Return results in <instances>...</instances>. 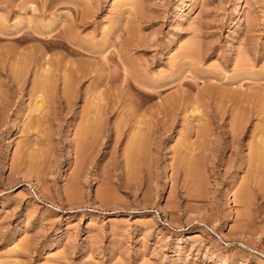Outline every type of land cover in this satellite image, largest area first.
Listing matches in <instances>:
<instances>
[{
    "label": "rangeland",
    "instance_id": "rangeland-1",
    "mask_svg": "<svg viewBox=\"0 0 264 264\" xmlns=\"http://www.w3.org/2000/svg\"><path fill=\"white\" fill-rule=\"evenodd\" d=\"M263 135L264 0H0V264H264Z\"/></svg>",
    "mask_w": 264,
    "mask_h": 264
},
{
    "label": "bare ground",
    "instance_id": "bare-ground-1",
    "mask_svg": "<svg viewBox=\"0 0 264 264\" xmlns=\"http://www.w3.org/2000/svg\"><path fill=\"white\" fill-rule=\"evenodd\" d=\"M131 6V5H130ZM78 10V9H77ZM87 14V13H86ZM79 18H82V17H80L79 16ZM189 20V19H188ZM81 22V21H80ZM88 22V21H87ZM127 23V22H126ZM81 24H83V23H81ZM133 25V24H132ZM127 26V25H126ZM129 26V25H128ZM42 27V26H41ZM46 27V26H45ZM45 27H42L41 29L39 28V29H37V30H35V31H38V32H40V33H46V32H50L52 29L48 26V27H46V32L44 31V32H42V30H43V28H45ZM75 29V28H74ZM132 29V28H131ZM125 30H126V28H125ZM22 31V30H21ZM53 31V30H52ZM69 31V30H68ZM197 31V30H196ZM37 32V33H38ZM69 32H71V31H69ZM26 33V32H25ZM24 33V34H25ZM55 33V32H54ZM65 32H63V30H60V31H58L57 33H55L54 34V37H60V38H63L64 40H68V41H70L71 42V40L69 39V37L67 38H65V34H64ZM132 33V32H131ZM49 34V33H48ZM71 34H72V32H71ZM197 34V33H196ZM195 34V35H196ZM67 35V34H66ZM25 37V36H24ZM196 37V36H195ZM198 37V36H197ZM196 37V38H197ZM19 38V37H18ZM36 38V37H35ZM235 38V37H234ZM76 39V38H75ZM53 40V39H52ZM189 40V39H188ZM138 42V41H137ZM201 44V43H200ZM136 46V45H135ZM239 46V45H238ZM69 47V46H68ZM241 47V46H240ZM79 48V47H78ZM185 48V47H184ZM119 49V48H118ZM181 49V48H180ZM200 50V49H199ZM185 52V51H184ZM192 52V51H191ZM245 53V52H244ZM181 54V53H180ZM248 55V54H247ZM244 56V55H243ZM117 57V56H116ZM181 57V56H180ZM193 57H195V56H193ZM245 57V56H244ZM173 58V57H172ZM171 58V59H172ZM177 58V57H176ZM192 58V57H191ZM195 59V58H194ZM240 59H242V58H240ZM121 60V59H120ZM184 60V59H183ZM198 60V59H197ZM196 60V61H197ZM173 61V60H172ZM195 61V60H194ZM247 62V61H246ZM171 63V62H170ZM182 63V62H181ZM240 64V63H239ZM173 65V64H172ZM89 66V65H88ZM124 66V65H123ZM171 67V66H170ZM177 67V66H176ZM238 67H239V65H238ZM22 68H24V67H22ZM79 69V68H78ZM83 69V68H82ZM86 69V68H85ZM128 69V68H127ZM244 70V69H243ZM246 71V70H245ZM13 73V72H12ZM18 73V72H17ZM84 73V72H83ZM85 73H87V72H85ZM127 73V72H126ZM14 74H16V73H14ZM14 76V75H13ZM22 78V77H21ZM256 79V78H255ZM71 80V79H70ZM131 80V79H130ZM254 80V79H253ZM242 81V80H241ZM63 82H65V79H64V81ZM72 82V81H71ZM66 83V82H65ZM68 83V82H67ZM64 84V83H63ZM128 84H129V82H128ZM169 84V83H168ZM238 84V83H237ZM49 86V85H48ZM41 87V86H40ZM42 87H44V86H42ZM164 87V86H163ZM257 88V87H256ZM203 93V92H202ZM177 95V94H176ZM234 95V94H233ZM207 96V95H206ZM235 96V95H234ZM100 100V99H99ZM168 100V99H167ZM170 100V99H169ZM190 100V99H189ZM165 101V100H164ZM40 102V101H39ZM230 102V101H229ZM235 102H237V101H235ZM234 102V103H235ZM160 103V102H159ZM198 103V102H197ZM222 103V102H221ZM224 103V102H223ZM187 104V103H186ZM226 104V103H225ZM247 104V103H246ZM262 104H263V101H262ZM158 105V104H157ZM216 105V104H215ZM218 106V105H217ZM236 106H237V104H236ZM223 107V106H222ZM241 107V106H240ZM248 107V106H247ZM157 108V107H156ZM169 109H170V107H169ZM243 109H245V107H243ZM250 109V108H249ZM249 109H248V111H249ZM242 110V109H241ZM240 110V111H241ZM217 111V110H216ZM223 111V110H222ZM236 111V110H235ZM239 111V112H240ZM246 111V110H245ZM156 112V111H155ZM220 112V111H219ZM237 112V111H236ZM236 112H234V113H236ZM103 113V112H102ZM156 114V113H155ZM254 114V113H253ZM233 115V114H232ZM242 115H244V114H234V116H233V120H232V123L230 124V126H231V134L233 135V138L235 137V130H238V129H240V127L243 125V124H241V123H243V119H244V117L242 116ZM148 116V115H147ZM91 117V116H90ZM149 118V117H148ZM231 118H232V116H231ZM199 119V118H198ZM247 119V118H246ZM138 120V119H137ZM139 121V120H138ZM231 121V120H230ZM245 121V120H244ZM143 122V121H142ZM160 122V121H159ZM97 123V122H96ZM85 125V124H84ZM87 125V124H86ZM33 126V125H32ZM243 127H244V125H243ZM238 128V129H237ZM29 129V128H28ZM85 129V128H84ZM91 129V128H90ZM242 129V128H241ZM39 130V129H38ZM196 130V129H195ZM91 132V131H90ZM238 132V131H237ZM240 132V131H239ZM83 133V132H82ZM88 133V132H87ZM86 133V134H87ZM230 133V132H229ZM78 134H79V132H78ZM235 134V135H234ZM82 135V134H81ZM85 135V134H84ZM232 135H230L231 136V138H232ZM262 135V134H261ZM80 136V135H79ZM210 136V135H209ZM237 136V135H236ZM264 136V135H263ZM81 137V136H80ZM85 137H86V135H85ZM232 138V139H233ZM84 139V138H83ZM88 139V138H87ZM236 139V138H235ZM256 139V138H255ZM80 140H81V138H80ZM190 140V139H189ZM200 140H203V139H200ZM234 140V139H233ZM257 140V139H256ZM130 141V140H129ZM254 141V140H253ZM81 142V141H80ZM84 142V141H83ZM251 143V142H250ZM129 144V143H128ZM188 144V143H187ZM190 144V143H189ZM188 144V145H189ZM81 145V144H80ZM134 144H131L129 147H130V150H131V146H133ZM82 146V145H81ZM80 146V147H81ZM127 146V145H126ZM138 146V145H137ZM190 146V145H189ZM135 147H136V145H135ZM134 147V148H135ZM76 148V147H75ZM137 148V147H136ZM135 148V149H136ZM193 148V147H192ZM143 149V148H142ZM132 150H134V149H132ZM249 150H250V155L248 156V160H249V165H250V167H252L253 169H254V171H255V173L256 172H260V171H262L263 169H264V137H262V139H260V141L258 140V141H254V143L252 142L251 143V145H249ZM248 150V151H249ZM79 151V150H78ZM80 152V151H79ZM136 153V152H135ZM76 155V154H75ZM77 156V155H76ZM128 157H129V155H128ZM78 158V157H77ZM131 158V157H130ZM128 159V158H127ZM183 160V159H182ZM185 160V159H184ZM126 161V160H125ZM134 161V160H133ZM130 162H131V160H130ZM135 162V161H134ZM36 163V162H35ZM190 163V162H189ZM246 163V162H245ZM33 164V163H32ZM80 164V163H79ZM82 165V164H81ZM183 166V165H182ZM186 166V165H185ZM188 167H191V166H188ZM184 168V167H183ZM77 169V168H76ZM188 170V169H187ZM82 174V173H81ZM257 174V173H256ZM73 175V174H72ZM79 175V174H78ZM190 176V175H189ZM75 179V178H74ZM253 180H255V179H253ZM257 180V179H256ZM256 182V181H255ZM199 183V182H198ZM263 183V182H262ZM197 184V183H196ZM247 184V183H246ZM245 184V185H246ZM249 184V183H248ZM259 184V183H258ZM202 185V184H201ZM262 185V184H261ZM200 186V185H199ZM250 186V185H249ZM247 187V186H246ZM254 187V186H253ZM261 187V186H260ZM245 188V187H244ZM249 188V187H248ZM248 188H246V189H248ZM79 191V190H78ZM191 191V190H190ZM246 191H248V190H246ZM196 192V191H195ZM202 192H204V191H202ZM244 192H245V190H244ZM243 192V194L242 195H244L245 193ZM197 193V192H196ZM247 193V192H246ZM241 194V193H240ZM204 196V195H203ZM247 198H249L248 197V195H245ZM81 197V196H80ZM246 197H244V199L246 198ZM247 202H249V201H247ZM247 204V203H246ZM248 205V204H247ZM250 209V208H249ZM244 212V211H243ZM246 214V213H245ZM243 224V223H242ZM250 224V223H249ZM197 236H198V234H196ZM193 236H195V235H193ZM244 253V252H243Z\"/></svg>",
    "mask_w": 264,
    "mask_h": 264
}]
</instances>
